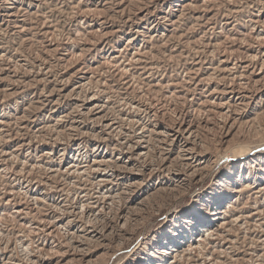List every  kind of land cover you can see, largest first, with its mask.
Segmentation results:
<instances>
[{"label": "rangeland", "instance_id": "rangeland-1", "mask_svg": "<svg viewBox=\"0 0 264 264\" xmlns=\"http://www.w3.org/2000/svg\"><path fill=\"white\" fill-rule=\"evenodd\" d=\"M8 1L0 0V121L5 122L0 124V149L11 151L21 147L22 150L9 163L0 166V218L3 217L0 219V250L8 249L9 256L5 255L6 259L1 262L24 264L29 258L26 252L21 251L20 244L24 241L36 258H49L45 264L81 263L77 261L79 257L71 244L74 236L66 227L50 233L46 222L40 223L47 210L44 211L43 206L40 209L34 207L26 192L32 189L33 183L28 188L26 185L27 180L39 178L40 181L50 174L49 162L52 159L41 157L44 148H52L57 157L61 153L59 147L67 148L65 160L69 164L77 157L73 150L75 144L83 152L92 153L93 147L100 140V129L95 130L88 117L77 119L73 129H69L71 119H58L63 113L73 110L75 97L87 93L86 89L80 93L72 89L78 77L84 71H90L89 68L99 69L95 76L102 85H116L125 92L127 85L124 82L128 81L131 85L128 90L129 99L142 97L144 104L148 103L157 111L155 119L152 117L148 120V117L142 116L143 121L150 126L157 123L170 128L173 122H177V126L182 125L184 128L189 124L200 127V138L207 146L204 149L209 150L215 162L211 161L203 178L192 180L184 190L165 186L169 190L152 193V201L147 202L145 210L137 214L122 212L133 202L132 195L126 194L114 207L111 206L112 210L105 205L103 213L85 215L83 222H89L102 230L104 227L105 235L104 243H89L91 255L86 259H89L87 264H129L135 260L133 258L139 257V253L162 247L167 230L174 226L175 216L192 212L191 207L196 200L203 203L212 187H221V179L226 176L229 167H235L233 176L237 179L241 175L240 161L245 158L250 161H247L248 167L264 175V91L259 89L253 92L255 98L246 99L244 103L250 102L246 105L236 100L235 93H225L230 90V86L235 87V92L242 91L238 88L240 82L243 87L247 86V82L249 84L244 90L246 95H251L253 88L264 85V77H261L264 69L261 70L260 65L264 58H259L264 57L262 51L253 67L245 72L247 78L232 79L244 73L241 72L242 67L236 68L235 63L242 57L250 58L249 55L257 53L255 37L260 32L264 33V6L251 4V7L235 9V5H230L226 0H217L208 4L207 11L200 6L198 10L194 8L187 11L183 10L184 6L182 8L177 4L184 5L192 0ZM203 2L205 0H198L197 3ZM9 8H14L10 10L14 17L4 15ZM228 10L238 12L224 19L223 14L230 12ZM198 16L202 17L204 24L208 17H214L216 25L209 24L208 29L201 27L196 23ZM167 18L177 22L171 24ZM258 19L261 22L259 25L254 22ZM255 24L258 33L252 30ZM209 37L214 44L213 48L203 50V44ZM250 43L254 50L247 49ZM144 63L148 70L140 68ZM246 64L249 61L243 63ZM130 73L141 75V79L136 81ZM258 78L263 82L257 84ZM113 98V101H117ZM203 101L209 104L199 107ZM116 105H120L124 113L133 111L126 104L117 102ZM54 109L58 112L54 113ZM220 112L223 115L226 113L228 119L222 117ZM111 138L107 144L108 153L115 142V137ZM152 151V162L160 164L163 156L159 155L157 143L152 145ZM174 152L173 155L176 154ZM28 157L33 161L20 169ZM176 166L182 170L186 168L179 162ZM147 168L144 165V174L140 180L149 186L157 181L159 173L149 178ZM260 168L263 170L260 171ZM255 181L264 184L263 177L250 178V182ZM57 182L61 183L60 178ZM81 182L83 187L85 185L89 191L94 192V186L84 180ZM38 186L36 193L45 190L50 192L47 185ZM64 192H52V195L66 197L61 196ZM73 202L72 197L67 199V204L73 205ZM75 205L79 207L78 203ZM159 207L161 210L155 212ZM18 208L23 212H14ZM122 224H125V229H122ZM124 232L127 234L123 237ZM205 248L199 254L196 253L197 257H202L201 264L207 262ZM141 260L135 264H146ZM182 264L188 263L183 260Z\"/></svg>", "mask_w": 264, "mask_h": 264}, {"label": "bare ground", "instance_id": "bare-ground-1", "mask_svg": "<svg viewBox=\"0 0 264 264\" xmlns=\"http://www.w3.org/2000/svg\"><path fill=\"white\" fill-rule=\"evenodd\" d=\"M213 1L216 2L217 0H205L203 4H198V0H192L187 4L177 5L182 8L184 6L185 8L183 10L187 11L194 8L195 10L201 8L202 10L207 11L206 9L208 4H213ZM226 1L230 5H235V9L251 7V4H254V6H264V0H245V2H240L239 0ZM198 6L200 7L198 8ZM11 9L14 8H9L7 12L3 14L9 18L14 17L15 15L10 12ZM234 12L238 11L231 10L228 13H224V19L231 17ZM207 13L208 12H206L205 15ZM196 19L197 25L201 27L207 28L209 24L213 23L216 25V20L215 22L213 20L214 17H208L206 24L202 23V17L198 16ZM167 20H169L171 24H175L177 22L175 19V21L170 20V18H167ZM259 20L260 19L255 20L254 22L259 25V23H261ZM226 23L227 22H225V24ZM215 25L212 29H214ZM262 26L264 27V24ZM24 27L22 28L23 30ZM257 29L258 27L255 24L252 27V30L258 33ZM263 34L264 33L260 32L255 37L257 40L256 43L258 44V49L255 50V52H257L256 55H249L251 56L250 58L247 56H245V58L242 57L238 60L239 62L235 63L236 68L242 67L241 72L244 73L234 76L232 78L233 80H243L247 78V76H245V72H247L248 68L253 67L256 63L258 54L262 51L261 53H263L264 56V37H261ZM214 41L215 40H213V42ZM203 45V50H206L214 44H212V39L210 38L207 39V42ZM247 49L254 50L251 43L247 46ZM213 50L214 49H212V51ZM259 58L263 59L264 57ZM225 61L227 60H223V62ZM246 61H249V64L243 65ZM238 64H240V66H238ZM260 65L261 70L264 69V60H262ZM140 68L144 71L149 69L145 63L144 65H141ZM89 69L90 71H84L83 75L79 74L80 76L78 77V81L72 89L76 93L83 92L86 89L87 93L75 97V107L73 108V110H75L63 113L58 119L60 121H67L68 119H71L72 121L69 124V129H73V124L77 122V119L88 117L95 130L100 129V140L93 147L92 153H89L88 151L83 152L81 147L78 144H75L76 146H73V150H75V155L77 157L72 159L69 164H66L65 160L67 148H58L61 151L60 157L56 156L52 148H44L41 151V157L52 159V161L49 162L51 170L50 174L48 177H44L45 179H40V181H38L39 178L27 180L28 184L26 185L28 188L31 187V184L33 183L32 189H27L26 192L34 207L39 208L40 206H43L44 211L47 210L43 218H41L40 223L46 222L50 233L55 232L61 227H66L68 232H71L74 236L71 240L72 243H70L73 244V248L77 252L79 257V260L77 261H81L80 264H87L89 260H86L91 255L89 243L91 244L97 242L101 244L102 242H105V235L103 233L104 227L102 230V228L93 226L92 224H89V222H83L82 219L85 215L101 214L105 210V205H108L111 209V206L117 204L122 196L126 194L132 195L131 197L133 198V202H131V206L126 207V210H123L122 212L125 211L126 213L132 215L135 213L137 214L138 212L145 210L144 207L147 206V202L152 201V193L155 194L156 192L162 190L165 191L166 187L169 188L171 186L184 190L186 189L187 184H190L192 180L196 181L203 178L208 172L211 161L215 162V159H213L214 157L208 153L209 150L204 149L207 146L205 147V143L200 138V127L196 128L192 124H189L184 128L182 125L177 126V122H173L172 127L170 128L160 126L157 123L150 126L149 123L143 121L144 118L142 116L144 115L145 117H148V120H151L152 117L155 119L157 117V111H155L153 107L147 105L148 103L144 104V98L142 97L139 99H129L128 90L131 88V85L128 84V81L124 82L127 85L124 92V90L121 91V89L117 88L116 85H111L109 83L102 85L98 83L99 81L95 74L99 69ZM89 73H91V76L88 75ZM130 75H132L133 79L136 78V81L141 79V75L135 76L131 73ZM261 77H264V70H262ZM256 82H258L257 84H260L263 80L258 78ZM241 84L242 82L239 83L238 88L243 89L242 91L240 90V92H235V87L230 86V90L225 92L232 94L235 93L237 97L236 100H239L241 105L250 103L244 102L246 99L252 100V98H255L254 93L259 89H262L259 91H264V85H261L253 88V90L250 91L252 92L251 95H246L244 94V90L248 88L249 84L247 82V86L245 87ZM244 84L246 83L244 82ZM113 97H115L117 101H113ZM117 102L126 104V106L131 107L133 111H127L124 113L121 111L122 108H119L120 105H116ZM205 103L208 102H200L199 107L205 106ZM199 110L201 111V108ZM57 112L58 110L54 109V113ZM221 116H225L226 120L228 119L226 113L224 115L221 113ZM4 123V121H0V124L3 125ZM94 128L92 130H94ZM95 136H97V134ZM111 136L115 137V142L113 143V146L111 144V152L108 153L107 144L112 139ZM99 142H101V144H99ZM104 142L106 143L105 145L103 144ZM177 142L179 143L176 146ZM154 143H157L160 153L159 155L163 156L162 162L158 165L152 162L151 157L153 152L152 145ZM195 145H199L201 148L195 147ZM53 147L56 146L53 144ZM20 149L21 147H16L11 151L0 149V166L9 163L14 157H16ZM174 150L176 152H174ZM173 152L176 154L173 155ZM172 156L174 157L171 159ZM31 160L32 158H26L20 169L29 165ZM247 161H249L248 158L240 161L239 173H241V175H239L237 179L233 176L235 173V167H229L226 176L221 179V187H212L203 203L202 201L196 200L194 205L191 207L192 212L189 211L186 214L180 213L175 216V219L173 220L174 226L168 229L167 234L164 236L165 238H162V247L157 246L153 250L149 249L147 252L139 253V257L133 258L135 260L130 261L129 264H135L137 260L140 261L141 259V261L146 264H182L183 260H185L188 264H201L202 257H197V254L202 251L201 249H203L204 246L207 247L205 248V254L207 255V262L205 264H264V184L260 185L259 182L256 183V181L250 182V178L260 179L263 177L264 179V175H260V172L253 171L250 166L248 167L249 163ZM177 162L181 163V165H185L186 168L184 170L177 168ZM142 164L148 167L147 175L149 178H152L156 173H159L157 181L149 186L144 185L143 181L140 180V177L144 174V165ZM262 170L263 168H260V171ZM59 178L61 180L60 184L57 182V179ZM81 180H84L94 186V192L92 193L89 191L85 185L83 187V182H81ZM38 184L47 185L48 188H50V192L45 190V192L42 191L41 193H36L37 188L39 187ZM65 187H67L66 190ZM68 189L69 193H66ZM52 192H64L61 196L66 195V197H54ZM69 197L74 199L75 202H73V205L67 204V199ZM76 203H78L79 207L75 205ZM159 210H161L160 207L159 209H155V212ZM14 212L20 214L23 210L18 208ZM124 221H127V219ZM122 225L123 229L125 224ZM197 233L198 236L195 237ZM126 234L127 233L124 232L123 237L126 236ZM54 235L56 236V234ZM3 242L4 241H2V243ZM149 245H152V243ZM20 246L22 248L21 251H23V253L26 252L27 257H29L24 264H45L49 259L46 257L44 259L36 258L30 250L31 248L26 246L24 241H21ZM7 251L0 250L1 261L6 259L5 255L7 256ZM72 253L74 252L72 251ZM8 259L10 260V258ZM8 263L18 264L14 261L1 262L0 264Z\"/></svg>", "mask_w": 264, "mask_h": 264}]
</instances>
